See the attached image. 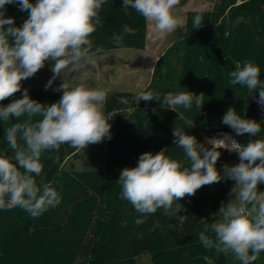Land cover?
Masks as SVG:
<instances>
[{"label":"trees","instance_id":"obj_1","mask_svg":"<svg viewBox=\"0 0 264 264\" xmlns=\"http://www.w3.org/2000/svg\"><path fill=\"white\" fill-rule=\"evenodd\" d=\"M197 14L202 16V25L194 28ZM26 15L17 4L6 5L5 16L13 18L15 26H21ZM99 16L101 24L90 37L91 52L143 48L147 22L135 10L122 8V0H106ZM124 25L135 35L124 34ZM177 29L176 38L156 60L143 91L159 93L161 101L169 92L202 94L203 105L193 103L191 109L176 112L161 108L156 100L135 105L136 93L131 91L108 92L103 110L112 118L108 121L111 139L106 138L104 169H66L65 162L77 152L67 144L58 151H45L40 158L42 174L35 180L38 185L49 183L61 202L37 218L19 207L0 210V264H138L136 257L141 254L149 255L150 264H227L225 255L206 250L198 235L203 230L200 219L211 224V214L232 180L202 186L195 195L176 201L184 211L175 217L165 215L163 209L142 217L128 201L120 199L117 179L123 168L135 167L144 152L162 151L188 166L182 149L173 143L175 127L198 142L200 133L219 131H230L240 141L243 136L247 142L264 139V120L256 111L254 98L258 91L248 96L239 85L230 88L228 77L236 62L242 65L248 61L260 67V79L264 80V0H218L211 10L187 11L183 27ZM114 35H123L121 44L113 42ZM22 93L0 104L22 98ZM28 94L41 104H51L62 92L33 89ZM229 107L260 123L256 137L236 135L222 123ZM24 119L0 122V154L7 151L5 129ZM37 119L40 117L33 118ZM7 154L12 153L9 150ZM181 214L186 216L182 224ZM136 219H144V223L137 225Z\"/></svg>","mask_w":264,"mask_h":264},{"label":"clouds","instance_id":"obj_2","mask_svg":"<svg viewBox=\"0 0 264 264\" xmlns=\"http://www.w3.org/2000/svg\"><path fill=\"white\" fill-rule=\"evenodd\" d=\"M14 3L27 13L19 27L15 26L13 18L5 16L6 5ZM105 3L106 0H36L35 4L30 0H0V101L20 92L21 81L33 77L46 62L51 63L53 73L45 85L46 90L65 71L94 67L90 37L101 24L99 10ZM179 4L180 0H122V8L135 10L151 27L154 43L177 29L179 21L173 9ZM201 25L202 16L197 14L193 27ZM123 33L135 35L128 25H124ZM122 41L123 35H114L115 44ZM260 76L259 66L248 61L242 65L236 62L235 70L228 73L230 88L239 85L246 89L248 96L258 91L254 98L264 108V80ZM56 90L62 95L51 104L31 99L27 89L23 90L22 98L13 99L7 105L0 104V122L26 117L5 129L7 151L0 154V210L19 207L37 218L58 206L59 193L49 183L38 185L35 180L42 174V154L58 151L64 144L84 150L90 144L111 139L108 121L112 118H106L101 111L108 90L90 89L63 79ZM141 100H156L161 108L166 106L176 112L180 108L191 109L193 103L197 106L204 103L202 94L191 92H169L161 101L159 93L140 91L133 102L136 105ZM34 117L40 119L33 120ZM222 123L236 135L256 137L261 131L259 122L245 119L232 107L222 116ZM173 137L174 145L182 149L188 166L166 157L162 151L144 152L135 167L120 171L117 179L120 199L128 201L142 217L158 209L175 217L184 211L176 201L195 195L202 186L232 180L233 198L227 204L221 202L216 213L218 218L211 224L206 218L200 219L203 230L198 240L216 255H232L240 264H254L264 253V191L258 189V185L264 184V139L239 143L225 134L224 139L210 138L209 148L177 127L173 129ZM221 148L239 157L237 164L224 165L222 174L215 167ZM9 150L11 155L7 154ZM185 219V215H179L181 224ZM135 223L140 225L144 219H136Z\"/></svg>","mask_w":264,"mask_h":264},{"label":"rangeland","instance_id":"obj_3","mask_svg":"<svg viewBox=\"0 0 264 264\" xmlns=\"http://www.w3.org/2000/svg\"><path fill=\"white\" fill-rule=\"evenodd\" d=\"M218 0H180V4L173 9V15L178 19L181 28L184 25L186 12L189 10H211ZM27 18V15H26ZM146 37L143 48L136 49L132 47L119 48L115 50H101L90 52V57L95 62V66H88L82 71L70 72L65 71L61 73V77H56L51 86L47 90H56L62 79L70 84H84L90 89H106L108 92L112 91H131L134 93L143 91L148 83L155 59L157 56L170 45L176 38L177 30L170 33L162 41L152 42L151 27L146 24ZM53 73L51 71V63L46 62L45 66L40 69L33 77L21 81V90H46L45 85L51 79ZM106 118L108 115L104 113L103 107L101 109ZM262 117V116H261ZM264 120V117L263 119ZM202 135H205L204 138ZM206 133H200L199 143L208 146L207 140L209 137ZM211 135V134H210ZM208 137V138H207ZM244 137V136H243ZM239 140V143H247V137ZM207 138V139H206ZM105 146L106 139L103 142L90 144L84 150H77L76 154L70 156L65 162L66 169L75 171L81 170H103L105 167ZM221 155L215 165L216 168L223 169L224 165L232 166L239 162V157L235 152H227L219 149ZM233 183L226 189L223 198L216 206L211 214L210 223L214 222L218 217V212L221 202L227 204L232 199ZM260 191H264V184L258 185ZM227 264H240L232 255H225ZM138 264H150L148 254H141L136 257ZM198 264V263H192ZM212 264H219L213 262ZM254 264H264V254H260L259 258Z\"/></svg>","mask_w":264,"mask_h":264},{"label":"built area","instance_id":"obj_4","mask_svg":"<svg viewBox=\"0 0 264 264\" xmlns=\"http://www.w3.org/2000/svg\"><path fill=\"white\" fill-rule=\"evenodd\" d=\"M256 111H257V113H258L260 116L264 117V108H262L258 103L256 104ZM225 134H228L229 136H231V138H233V139L236 140V138L234 137V135H233L230 131H219V132L213 133V134H211V135H207V136H212V137L217 136L218 138H223V136H224ZM236 141H237V140H236ZM208 146H209V148L211 147V145H209V144H208ZM221 149H222L223 151L232 152V151H228V150H226V149H224V148H221Z\"/></svg>","mask_w":264,"mask_h":264},{"label":"bare ground","instance_id":"obj_5","mask_svg":"<svg viewBox=\"0 0 264 264\" xmlns=\"http://www.w3.org/2000/svg\"><path fill=\"white\" fill-rule=\"evenodd\" d=\"M228 137H231V136H229L228 134H226ZM208 138V137H207ZM206 138V139H207ZM210 138H217V139H224L225 138V135L223 136V138H218L217 136H214V137H209L208 138V140L210 139ZM208 140H207V143H208ZM209 144V143H208ZM209 145H211V144H209Z\"/></svg>","mask_w":264,"mask_h":264},{"label":"crops","instance_id":"obj_6","mask_svg":"<svg viewBox=\"0 0 264 264\" xmlns=\"http://www.w3.org/2000/svg\"><path fill=\"white\" fill-rule=\"evenodd\" d=\"M160 55H161V54H160ZM160 55H159V56H160ZM159 56L156 57L155 61L158 59Z\"/></svg>","mask_w":264,"mask_h":264}]
</instances>
